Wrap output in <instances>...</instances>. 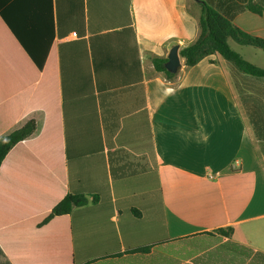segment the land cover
<instances>
[{"label": "crops", "instance_id": "crops-1", "mask_svg": "<svg viewBox=\"0 0 264 264\" xmlns=\"http://www.w3.org/2000/svg\"><path fill=\"white\" fill-rule=\"evenodd\" d=\"M50 2L39 71L1 12L36 30L43 0H0V135L36 122L0 165V264H264V78L150 60L196 39L198 2L264 38V0ZM68 193L89 202L38 226Z\"/></svg>", "mask_w": 264, "mask_h": 264}, {"label": "trees", "instance_id": "trees-1", "mask_svg": "<svg viewBox=\"0 0 264 264\" xmlns=\"http://www.w3.org/2000/svg\"><path fill=\"white\" fill-rule=\"evenodd\" d=\"M199 16L197 19L198 34L194 41L186 45L179 51L180 57L184 60L187 67L195 66L201 60L208 56L218 54L232 67L242 74L253 77L264 78V68L258 67L245 60L239 53L231 48L229 41L243 47L258 49L264 53V38L250 35L243 32L228 19L224 18L212 7L205 3L198 2ZM251 10L260 14L262 9L258 6H252ZM47 24L45 19V0H43L42 22L39 29L31 30L26 24H20L7 16V10H2L1 17L4 23L17 38L19 44L30 58L35 67L41 71L48 56L53 41V25L51 17V2L49 0V11ZM40 19V18H39ZM40 23V20H38ZM16 23L18 25H16ZM36 43L29 45L26 38L31 33ZM41 34V36H40ZM153 68L156 72L162 73L168 80L175 78L176 74L165 70L164 64L166 58L151 56ZM36 131V122L33 119L26 121L22 126L12 130L7 134L0 135V165L8 152L18 143L30 138ZM95 200L93 197L92 201ZM88 198L79 194H66L50 211V213L38 225L48 223L52 218L68 215L74 208L87 205ZM218 233L225 237H231L232 228L218 229Z\"/></svg>", "mask_w": 264, "mask_h": 264}, {"label": "water", "instance_id": "water-1", "mask_svg": "<svg viewBox=\"0 0 264 264\" xmlns=\"http://www.w3.org/2000/svg\"><path fill=\"white\" fill-rule=\"evenodd\" d=\"M164 68L167 72L172 74H176L180 70L181 61L178 45H174L169 49L166 55V62L164 64Z\"/></svg>", "mask_w": 264, "mask_h": 264}, {"label": "rangeland", "instance_id": "rangeland-1", "mask_svg": "<svg viewBox=\"0 0 264 264\" xmlns=\"http://www.w3.org/2000/svg\"><path fill=\"white\" fill-rule=\"evenodd\" d=\"M261 55H263V54H261Z\"/></svg>", "mask_w": 264, "mask_h": 264}]
</instances>
